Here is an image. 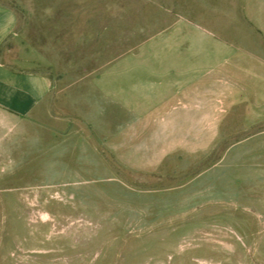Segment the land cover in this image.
Returning a JSON list of instances; mask_svg holds the SVG:
<instances>
[{
  "label": "rangeland",
  "instance_id": "374dc122",
  "mask_svg": "<svg viewBox=\"0 0 264 264\" xmlns=\"http://www.w3.org/2000/svg\"><path fill=\"white\" fill-rule=\"evenodd\" d=\"M57 2L76 5L74 26L52 24L67 10L36 9ZM0 3L14 8L29 42L57 45L47 61L61 87L89 81L175 16L196 17L237 46L264 41L246 22L250 14L264 19V0ZM36 128L0 110V264H264V165L245 170L263 156L236 148L212 169L210 155L204 172L200 161L176 156L155 175L134 179L70 170L66 140L63 155H52L39 146ZM240 131L254 136L264 123ZM237 137L225 141L226 150L246 140Z\"/></svg>",
  "mask_w": 264,
  "mask_h": 264
},
{
  "label": "crops",
  "instance_id": "0c3cea01",
  "mask_svg": "<svg viewBox=\"0 0 264 264\" xmlns=\"http://www.w3.org/2000/svg\"><path fill=\"white\" fill-rule=\"evenodd\" d=\"M49 8L54 15L70 12L53 17V25L76 24L75 4L36 9ZM246 22L264 38L263 18L250 14ZM204 26L196 17L175 16L89 81L61 87L47 61L57 45L29 42L17 30L14 8L0 3V110L34 121L39 146L52 155H63L58 150L66 140L72 171L145 179L177 156L200 161L204 172L210 155L214 169L236 148L263 156L245 170L264 165V131L248 138L240 131L264 123V41L237 46ZM236 135L246 140L226 150Z\"/></svg>",
  "mask_w": 264,
  "mask_h": 264
}]
</instances>
